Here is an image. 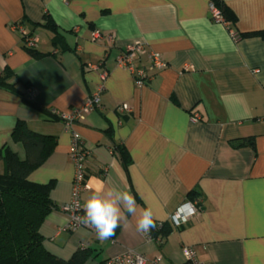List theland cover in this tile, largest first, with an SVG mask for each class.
<instances>
[{"label": "crops", "instance_id": "1", "mask_svg": "<svg viewBox=\"0 0 264 264\" xmlns=\"http://www.w3.org/2000/svg\"><path fill=\"white\" fill-rule=\"evenodd\" d=\"M212 1L227 6L234 23L212 20ZM15 23L37 38L34 52ZM259 30L264 0H0V74L10 70L7 82L16 90L0 87V149L24 158L11 138L17 122L54 138L51 154L28 176L52 181L56 208L39 227L49 252L67 259L78 247L90 248L94 258L85 264H97L135 250L146 264L158 255L162 264H184L186 245L205 264H264V37L242 35ZM95 32L102 39L93 40ZM131 44L165 62L148 69L146 57L137 58L150 77L142 86L116 66ZM89 65L107 76L99 108L74 123L88 150L82 208L97 188L130 192L137 205V216L125 214L103 241L88 228L66 229L68 216L59 209L70 200L73 165L70 135L55 112H70L98 89L99 70ZM122 104L130 112L119 113ZM114 144L127 151V166ZM193 189L195 215L179 227L168 222L161 243L136 231L145 207L156 222H167Z\"/></svg>", "mask_w": 264, "mask_h": 264}, {"label": "trees", "instance_id": "2", "mask_svg": "<svg viewBox=\"0 0 264 264\" xmlns=\"http://www.w3.org/2000/svg\"><path fill=\"white\" fill-rule=\"evenodd\" d=\"M214 4L220 9L228 23H234L235 15L217 1ZM46 26L50 27L49 21ZM52 27V26H51ZM264 37V30L244 33ZM34 52L33 48H27ZM36 55V53H33ZM11 71L4 69L0 74V87L16 91L7 81ZM11 138L24 148V158L8 146L0 149V160L3 170L0 172V264H85L94 255L90 248L78 247L72 255L63 259L49 252L43 245L39 227L45 217L56 208L49 196L52 181L41 184L28 179L29 174L40 166L51 154L55 141L51 136L31 130L24 122H17L11 131ZM124 166L130 163V157L119 144H114ZM197 191H189V201L196 200ZM158 222H156L157 224ZM152 230L154 237L161 243L171 232L167 222ZM182 226V225H181ZM101 260L97 264H105Z\"/></svg>", "mask_w": 264, "mask_h": 264}, {"label": "built area", "instance_id": "3", "mask_svg": "<svg viewBox=\"0 0 264 264\" xmlns=\"http://www.w3.org/2000/svg\"><path fill=\"white\" fill-rule=\"evenodd\" d=\"M211 19L214 22L228 24L224 19L220 9L212 1L209 4ZM12 28L18 32L23 45L26 48H35L37 46V38L28 32L23 25L15 23ZM233 38H238L235 32H231ZM103 35L100 32H95L92 35L93 40L102 39ZM106 38L113 42L114 35L108 34ZM144 56L149 62L148 69H161L165 67V62L158 53L146 51L141 44H131L124 47L116 58V66L126 69L132 76L136 86H142L150 79L147 73V67L136 65L138 57ZM92 69L99 70L100 80L102 81L98 89L87 95L81 106L74 108L70 112L61 113L55 112L56 116L63 121L65 131L70 135L69 158L73 165V176L71 180V196L70 200L62 204L59 209L67 214L68 224L66 229L76 230L84 227L95 232L90 226H86L81 222V217L84 216V211L81 204L82 194L89 188L86 178V158L88 150L85 148L81 136L74 129V123L84 118V115L100 106V95L104 89L103 81L107 76V71L99 65H89ZM116 110L119 113H128L130 108L126 104L117 106ZM192 119L197 121L200 119L198 114H192ZM196 206L192 201H185L179 205L176 210L169 216L168 222L174 227H179L186 223L196 213ZM160 226V222L157 223ZM148 240L159 242L158 237H154L152 231L148 234H143ZM184 257V264H205L196 259L193 249L190 246L184 245L181 248ZM147 259L142 254L135 250H127L122 254L114 255L106 259L105 264H146ZM154 264H162V257L156 256L153 259Z\"/></svg>", "mask_w": 264, "mask_h": 264}, {"label": "clouds", "instance_id": "4", "mask_svg": "<svg viewBox=\"0 0 264 264\" xmlns=\"http://www.w3.org/2000/svg\"><path fill=\"white\" fill-rule=\"evenodd\" d=\"M81 222L95 230L97 239L103 241L115 234L126 215L136 217L135 197L127 191L97 188L92 191L83 205ZM157 227L151 208L145 207L136 218V231L148 234Z\"/></svg>", "mask_w": 264, "mask_h": 264}]
</instances>
